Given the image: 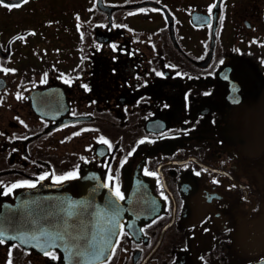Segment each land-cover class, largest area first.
<instances>
[{"label":"flooded vegetation","instance_id":"1","mask_svg":"<svg viewBox=\"0 0 264 264\" xmlns=\"http://www.w3.org/2000/svg\"><path fill=\"white\" fill-rule=\"evenodd\" d=\"M99 184L88 264H264V0H0V264H79Z\"/></svg>","mask_w":264,"mask_h":264},{"label":"water","instance_id":"2","mask_svg":"<svg viewBox=\"0 0 264 264\" xmlns=\"http://www.w3.org/2000/svg\"><path fill=\"white\" fill-rule=\"evenodd\" d=\"M94 205L97 207L93 210L94 214H97L101 218L103 217L102 221H99L97 226L92 228V236L90 239V236L87 238L92 241L93 237L95 238L94 247L88 246L86 244V239L84 238V235H82V241L77 244H62L61 247H64L67 250H70L72 257L75 261H77L79 264H88L90 262H95L97 260H101L102 258L108 254L109 250L111 249L113 242L116 237V233L118 231V225H116L114 228L112 225L115 223L116 220H118L115 208L118 206L117 198L113 194L112 190L109 188L108 190H105L100 184L98 185L97 189V196H93ZM110 207V208H106ZM113 207V210L111 209ZM13 212H10L7 210L3 216L2 221L6 223H11L14 219L12 218ZM111 228L112 232H114V235H110L108 233V229ZM11 226L7 229H2V233L6 236L15 237L17 236L16 233H14L11 230ZM27 237L23 235V239L25 240ZM111 240V243L105 244V240L109 239ZM103 249V255H99L100 250Z\"/></svg>","mask_w":264,"mask_h":264},{"label":"snow or ice","instance_id":"3","mask_svg":"<svg viewBox=\"0 0 264 264\" xmlns=\"http://www.w3.org/2000/svg\"><path fill=\"white\" fill-rule=\"evenodd\" d=\"M23 2H24V3H27L28 0H23ZM19 6H20L19 4H17V5H13V7H19ZM209 13H211V8L209 9ZM157 75H161V73H157ZM65 82H66V83H69V81H65ZM85 87H86V86H85ZM18 98H20V97H18ZM78 134H79V133H76V134H74V135H78ZM102 142H103L104 144L108 145L109 148L112 147V145L110 144V142H109L107 139H103V138H102ZM141 143H143V141H141ZM146 174H148V175H153V173H147V172H146ZM197 175H199V173H197ZM75 176H76V173H75V172H73V173H69V174L66 175V176L58 177L56 182H57V183H60V182H62V181H64V180H68V179L75 178ZM45 178H46L45 176H40V177H39V180H44ZM25 186H26V187H29V188H34V187L36 186V184H35V183H29V182H24L23 184H13V185H11L10 187L7 188V190H6V192H5L4 194L7 195V194L11 193L15 188L25 187ZM113 194H114L119 200H124V199H125V197L121 194L120 189H119L118 187L115 188ZM118 224H119V221L116 220L115 223L112 225V227L114 228V227H115L116 225H118ZM107 231H108V233H109V236L115 234L114 232H112V229H111V228H109ZM2 235H3V234L0 233V236H2ZM119 235H125V233L123 232L122 229H121V232L119 233ZM60 238L63 239V237H60ZM10 239H17V237H14V236H13V237H10ZM94 242H95V238H94V237H93V240H92V241H87V240H86V244H87L88 246H91V247H94ZM3 243H5V240L2 239V238H0V244H3ZM109 243H111L110 238L105 240V244H109ZM52 246H55V243H54V242H53V245H52ZM111 251H112V254L114 255L116 249H115V248H112ZM44 255H46V256H50L52 259H56V257L53 256V255H52L49 251H47V250L44 251ZM99 255H103V249L100 250ZM8 264H12L11 260L8 261Z\"/></svg>","mask_w":264,"mask_h":264}]
</instances>
